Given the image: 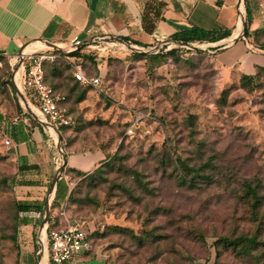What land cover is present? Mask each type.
Wrapping results in <instances>:
<instances>
[{
  "label": "rangeland",
  "instance_id": "rangeland-1",
  "mask_svg": "<svg viewBox=\"0 0 264 264\" xmlns=\"http://www.w3.org/2000/svg\"><path fill=\"white\" fill-rule=\"evenodd\" d=\"M102 49L89 54L92 65L105 62L101 90L76 82L69 56L47 48L34 53L56 57L44 70L50 87L66 98L62 114L71 118L58 127L64 151L105 154L90 174L67 176L72 194L50 212L56 222L50 230L83 223L95 264H264V73L250 82L225 76L202 48L173 50L157 69L144 55L126 51L124 58L119 45ZM24 67L0 55L1 115L25 111L13 83L18 70L19 89L38 113L34 94L24 90ZM4 142L0 138V264H20L22 174ZM178 158L190 173L182 172ZM185 176L197 178V189L180 183ZM244 181L259 192L255 212ZM255 234L260 247L218 242Z\"/></svg>",
  "mask_w": 264,
  "mask_h": 264
},
{
  "label": "crops",
  "instance_id": "crops-1",
  "mask_svg": "<svg viewBox=\"0 0 264 264\" xmlns=\"http://www.w3.org/2000/svg\"><path fill=\"white\" fill-rule=\"evenodd\" d=\"M240 1L0 0V55L12 58L26 44L46 40L64 47L79 41L86 44L79 50L85 56L91 51L103 50L105 45H115L109 36L125 40L133 46L149 48L161 41L175 40V35H182L196 27L209 32L230 31L227 38L218 42L232 43L222 51L209 54L219 72L225 76L237 75L240 79L242 76H255L258 69H264V49L255 41L257 36L262 37L264 34V0L244 1L246 14L250 13L252 21L247 22L248 36L234 42ZM151 2L164 6L161 19L156 21L155 31L147 33L143 26V15ZM218 42L193 43L213 46ZM32 46H26L23 52L30 48H41L38 45ZM125 52L123 57L127 55ZM74 58L76 57H69L75 66L79 65V60ZM104 64L105 62L99 64L101 73ZM17 77L19 84V70ZM31 122L32 118L25 111L12 118L0 114V138L12 142L7 152L18 162L22 174L18 199L35 208L43 207L42 213L35 210L21 213V238L24 239L25 246L20 254V264L39 263V246L34 242V233L37 228V234L39 232V224L42 223V215L51 195V185L60 160L52 133L38 123H35L38 128L33 126ZM104 160L105 154L101 150L66 152L65 170L91 173ZM27 167L36 168L26 169ZM70 193L68 179L58 181L55 192L51 195V213L65 205ZM59 196L62 201L54 208ZM87 254L88 252L82 253L78 261L66 264H94ZM46 257L43 264H52L48 248Z\"/></svg>",
  "mask_w": 264,
  "mask_h": 264
},
{
  "label": "built area",
  "instance_id": "built-area-1",
  "mask_svg": "<svg viewBox=\"0 0 264 264\" xmlns=\"http://www.w3.org/2000/svg\"><path fill=\"white\" fill-rule=\"evenodd\" d=\"M78 43V41L74 42V44ZM49 59L55 60L56 57L36 54L25 57L23 65L26 64L27 68L24 67L23 86L24 90L34 94L38 114L59 129V126L69 125L71 118L65 117L59 106L65 98L55 94L45 81L44 62ZM74 77L86 88L101 90L104 85L103 76L88 77L80 64L74 67ZM130 133H132V130H130ZM4 143L7 147L12 145V142L8 139ZM67 178L65 173L61 176V180ZM55 223L54 218H52L49 222L47 236V248L52 264H66L70 260L78 258L82 253L93 250V244L89 239V234L85 231L83 223L77 222L61 230H50V225H55Z\"/></svg>",
  "mask_w": 264,
  "mask_h": 264
},
{
  "label": "trees",
  "instance_id": "trees-1",
  "mask_svg": "<svg viewBox=\"0 0 264 264\" xmlns=\"http://www.w3.org/2000/svg\"><path fill=\"white\" fill-rule=\"evenodd\" d=\"M163 6H164V4H159V3L156 4L154 2L148 3L146 11L143 15V26H144V29L147 33H153L155 31L156 21L161 19V10H162ZM251 21H252V17L250 16V13L248 12L247 22L251 23ZM229 35H230V31L209 32V31H205V30H202V29L195 27L189 31L184 32L182 35H175L174 39L177 41L191 42V43H193V42L215 43V42H218L222 39L227 38ZM245 36H248V28L246 29ZM259 36H257L255 41L260 48L264 49V41H263L264 40V34L262 37H259ZM174 54H175L174 52L170 51L167 53L161 52L159 54H155V55H151V56H141V57L144 58L147 62H149L153 68L157 69V68H160L161 66L164 65V63H165L164 60L166 58H168L170 55H174ZM91 56L93 57V55L82 56L81 52L78 51V52L71 54L69 57H76V58L81 59V60H79V64L82 66L85 74L88 77L103 76L101 73V70L99 69V64L98 65H92L91 64V59H90ZM44 72H45V70H44ZM261 73H264L263 68L258 69L257 74L255 76H242L241 80L250 82L255 77L258 78L259 74H261ZM57 74L62 75L61 71H58ZM75 80H76V78H75ZM103 80L105 82L104 76H103ZM45 81H46V77H45ZM76 82H78V81L76 80ZM46 83H47V81H46ZM87 89H89V88H87ZM53 91L55 94H58L54 89H53ZM65 100H66V98L63 101H65ZM82 100H84V97H82L80 101H82ZM63 101H61V102H63ZM59 106H60V104H59ZM115 161L121 162L122 158H117V159L115 158ZM104 163L105 162L103 161L100 164V166H98L96 169L100 168ZM177 163H178L179 167L181 168L182 172L190 173L189 166L187 165V163L185 161H183L181 158H178ZM32 168H36V167H27L26 169H32ZM95 170H93V171H95ZM65 174L67 176H72V177L76 178L77 176H82L85 173H81V172L76 171V170H68L67 169V170H65ZM86 174H90V173H86ZM187 177L188 176L180 177V183H182V185L186 184V186L190 190L197 189L196 188L197 184H198V182L196 181L197 178H191L190 180H188ZM212 181H213V177L211 176V178L209 177V182H204V184L211 183ZM243 184L247 190L246 196L247 197L251 196L255 200L254 204H252L253 210L255 212V211H257L258 206L261 205L259 192H258L257 188L255 187L253 181H244ZM71 194H72V191L69 195V198H70ZM19 207H20V216H21V213L31 211V210L39 211L41 213L43 211V207H39V208L36 207L35 208L34 206H31L29 204H24L21 202H19ZM89 239H90V237H89ZM238 241L239 242L240 241L241 242H248L251 246H255V247H260V245H262V243L260 242V235H257V234H255L254 236H251V237H249V236L241 237V238L236 239V240H233V239L230 240L228 238H222L218 242H223V243H226L228 246L229 245L233 246V244H236V242H238Z\"/></svg>",
  "mask_w": 264,
  "mask_h": 264
},
{
  "label": "water",
  "instance_id": "water-1",
  "mask_svg": "<svg viewBox=\"0 0 264 264\" xmlns=\"http://www.w3.org/2000/svg\"><path fill=\"white\" fill-rule=\"evenodd\" d=\"M244 1L245 0L240 1L239 15H238V29H237V32L235 33L234 42L238 41L240 39H243L245 37V33H246V29H247V21H246L247 14H246V10L244 8ZM240 24H241L242 28H241V31L238 33ZM108 38L112 42H114L116 45H119V48L121 50L130 52L133 54L144 55V56H151V55L159 54L161 52H170V51H173L176 49H198V48H202V49H204L205 53L211 54V53H216L217 51H222V50L226 49L232 43V42H218L216 44H213V46H211V45H207V44H198V43H191V42H181V41H176V40H167V41H161L160 43L155 44L149 48H140L137 46H133V45L129 44L128 42H126L125 40H122L120 38H115L112 36H109ZM36 43L41 44V46L43 48L58 51L64 56H70L71 54L78 52L82 47H84L86 45V44L79 42L78 44H73L72 46L64 47L61 45H57V44L48 42L46 40H39ZM27 45H29V44H26L25 46H23L21 48V50L19 51V53L16 54L15 56H13L15 58V60H17L19 62H23V60L25 59V56L23 57V50ZM214 50H216V51H214ZM13 83H14L17 95L20 98H22V102L24 104V107H25L24 109H25L26 113L31 118H33L36 123L42 125L44 128L49 130L55 138L56 147H57L60 162H59L57 174H56V176L53 180V183L51 185V191H50L51 193L50 194L53 195V193L55 192L58 181L61 180V176L64 172L65 165H66V152L62 148V141H61V138L59 135V131L55 126H53L51 123L46 121L42 116H40L38 113H36L32 110L30 102L26 99V97L23 95V93L19 89V84L16 81L15 75L13 77ZM51 195L48 198V202H47L46 207L44 209V212L42 215V223L40 225V229H39V232L37 234V241H38V246H39V256H40L38 264H43V260L46 257V253H47V243H48L47 236H48L49 222H50L49 214L51 212V199H52Z\"/></svg>",
  "mask_w": 264,
  "mask_h": 264
},
{
  "label": "bare ground",
  "instance_id": "bare-ground-1",
  "mask_svg": "<svg viewBox=\"0 0 264 264\" xmlns=\"http://www.w3.org/2000/svg\"><path fill=\"white\" fill-rule=\"evenodd\" d=\"M241 24H240V30H239V32L241 31ZM238 32V33H239ZM31 45H38V46H41V44H39V43H34V44H30V45H27V48L29 47V46H31ZM42 47V46H41ZM43 48V47H42ZM42 48H39V49H32V48H30V49H27V50H25L24 52H23V57L25 56H27V55H30V54H34L35 52H37L38 50H40V49H42ZM22 57V58H23ZM21 58V59H22ZM18 79V77H17V74H16V80ZM43 262H44V260H43Z\"/></svg>",
  "mask_w": 264,
  "mask_h": 264
}]
</instances>
